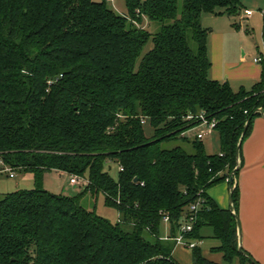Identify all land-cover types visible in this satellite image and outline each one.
<instances>
[{
  "label": "trees",
  "instance_id": "trees-1",
  "mask_svg": "<svg viewBox=\"0 0 264 264\" xmlns=\"http://www.w3.org/2000/svg\"><path fill=\"white\" fill-rule=\"evenodd\" d=\"M124 1L127 14L111 0H0V179L7 166L36 182L0 192V264H179L175 237L191 214L188 239L211 226L227 262H250L235 215L208 189L230 178L245 124L253 115L243 142L264 109V61L251 89L213 79L202 23L207 13L240 12L241 1ZM201 115L217 121L216 153L189 138ZM179 138L190 149L172 144ZM240 155L242 166V147ZM50 171L88 182L54 193L43 186ZM100 194L117 221L85 203ZM233 197L238 215V186ZM192 253L193 264H220L199 245Z\"/></svg>",
  "mask_w": 264,
  "mask_h": 264
},
{
  "label": "crops",
  "instance_id": "crops-1",
  "mask_svg": "<svg viewBox=\"0 0 264 264\" xmlns=\"http://www.w3.org/2000/svg\"><path fill=\"white\" fill-rule=\"evenodd\" d=\"M256 3L264 4V0H257ZM246 9L253 13L247 15ZM254 15L253 8H244L242 4L240 12L236 14L207 13L202 17L203 26L211 30L208 46L212 62L210 76L228 81L234 90L251 89L263 75V62L256 59L264 61V31L263 43L253 45L249 42L250 33H254L252 25H256ZM242 157V166L235 176L234 186L239 188L237 212L242 227L243 249L264 264V116L254 118L251 131L242 145ZM208 194L222 209L230 208L229 180L214 184L208 189ZM201 234L203 238L199 240V246L206 258L220 264H242L240 257L227 262L224 253L214 249L220 245V241L214 237L211 226H205ZM173 257L179 264H193L192 249L183 245L175 247Z\"/></svg>",
  "mask_w": 264,
  "mask_h": 264
},
{
  "label": "rangeland",
  "instance_id": "rangeland-1",
  "mask_svg": "<svg viewBox=\"0 0 264 264\" xmlns=\"http://www.w3.org/2000/svg\"><path fill=\"white\" fill-rule=\"evenodd\" d=\"M113 1L114 8L121 14H127L128 9L125 4L124 0H111ZM242 4L245 7H251L255 10L254 15V23L256 25H252L254 28V33H250V39L249 42H251L253 45L256 43H263V31H264V13L262 10H264V4L256 3L257 0H241ZM256 1V2H255ZM249 3V4H248ZM143 26L151 30L152 32H157L160 30L162 24L157 21H149L147 18L144 19V22L142 23ZM251 32V31H250ZM151 46V43L147 46ZM145 131L148 135H151L153 133V129L150 126V124L145 125ZM199 131L198 128H194L188 132L189 138L191 140L196 138L197 132ZM205 144L207 151L210 153H216L219 151L220 143L219 138L216 132H214L211 135H208L205 139ZM173 145H183L186 148L190 149V143L186 142L185 140L178 139L176 141L172 142ZM107 170H109L110 174L114 178H118L119 176V168L116 163H111V165L107 166ZM15 176L10 177L9 172H4L1 175L0 179V192L8 193V192H14L17 190L22 189H32L36 186L35 177L33 172L25 171L22 169H16ZM70 176L67 175L64 172L59 171H50L46 172L44 179H43V186L47 190L59 193V194H65V195H74L78 191H80L82 188L79 185H73L69 182ZM85 203H87V206L90 209H93L96 207L97 212L100 215H103L105 217H108L112 221L118 220V213L115 209L107 207L104 203V195L100 194L97 201H94L90 196L85 197ZM211 230V228H210ZM170 233V227L168 224H164L162 228V235H169Z\"/></svg>",
  "mask_w": 264,
  "mask_h": 264
},
{
  "label": "built area",
  "instance_id": "built-area-1",
  "mask_svg": "<svg viewBox=\"0 0 264 264\" xmlns=\"http://www.w3.org/2000/svg\"><path fill=\"white\" fill-rule=\"evenodd\" d=\"M264 12V11H263ZM245 13L247 15H251L253 13L252 10L250 9H246ZM257 61H261V59H256ZM143 122V121H142ZM216 125H217V121L215 119H207L204 115H201V122L199 125V131L197 132V139L199 140H204L208 135L213 134L214 132H216ZM1 164H4V162L1 160L0 161ZM122 169V168H121ZM5 172H9L10 177H14L15 176V172L13 169L5 166V169L3 170ZM229 180V178L227 179ZM70 184L73 185H79L81 183H86L88 182V180L79 177L77 175H71L70 179H69ZM204 201L202 200V198H199L196 204H193L191 206L192 210H197L198 207L203 203ZM196 219V215H190V217L188 218V221L182 225L180 232L178 233V235L175 237L176 239V244L177 245H183L184 247L190 248L192 249L193 247L199 245V240H190L188 239V234L190 231H192L193 229V221H195ZM168 221V218H167ZM143 264V263H140Z\"/></svg>",
  "mask_w": 264,
  "mask_h": 264
},
{
  "label": "water",
  "instance_id": "water-1",
  "mask_svg": "<svg viewBox=\"0 0 264 264\" xmlns=\"http://www.w3.org/2000/svg\"><path fill=\"white\" fill-rule=\"evenodd\" d=\"M255 113H259L260 115L264 116V109L262 107L256 109ZM253 115L249 117V119L247 120L244 130L242 132L240 141L238 143V147H237V165L236 167L233 169V171L231 172L230 178H229V182H230V211L235 215L236 220H237V225H238V251L240 253H243L245 256L248 257V259L250 260V262L252 264H260L256 259H254L250 254H248L244 249H243V237H242V227H241V221L239 219V216L236 214V211L234 209V197H233V192H234V181H235V173L240 169L241 167V155H240V150L242 147V142L243 139L245 137V134L247 133L250 121L252 119Z\"/></svg>",
  "mask_w": 264,
  "mask_h": 264
}]
</instances>
